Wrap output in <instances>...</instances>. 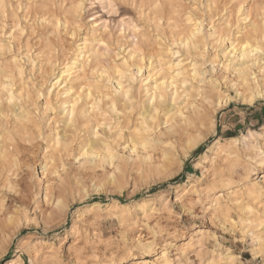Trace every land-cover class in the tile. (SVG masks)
I'll return each mask as SVG.
<instances>
[{
    "label": "rangeland",
    "instance_id": "1",
    "mask_svg": "<svg viewBox=\"0 0 264 264\" xmlns=\"http://www.w3.org/2000/svg\"><path fill=\"white\" fill-rule=\"evenodd\" d=\"M78 2L0 0V141L3 151L8 153L7 159L0 156V206L7 209L6 212H0V247L7 244V250L13 253L19 251L16 240L22 233L32 237L34 241L30 251L20 254L22 264H25L26 258L27 264H32L35 260H39L40 264H67L65 248L62 245L67 246L71 253L69 258L74 259L76 264H119L122 259L124 264H128V261L142 264V260L155 262L163 251L174 261L177 250L184 248L189 237L193 235L197 236L194 247L183 255L187 260L199 264L197 257L202 255L205 259H211L208 256L211 251L216 253L217 260L227 258L233 244L239 241L244 245L245 231H254L258 241L264 238L259 227V217L264 214V201L253 200L247 194H242L245 187L238 184H221L229 178L239 181L244 175L249 158L254 159L258 154L257 150L264 148V139L260 136L264 122L255 117L256 126H250L253 120L249 119L231 127L218 126L214 137L208 134L210 127L217 126L221 105L218 102L236 95L234 88L215 83L227 81L231 86L235 81V73L232 64L222 54L230 42L220 41L219 34H212L213 30L215 28L220 34L222 30L224 34L235 31L233 24L237 23V13L243 10L239 8L241 4H245V9L240 14L246 10L251 21L259 27L257 22L263 23L264 20L255 19L262 16V13L264 15L261 11L264 9V0H169L178 5L176 13L167 8L161 12L144 8L145 19L137 24L141 28L138 34L130 31L127 24L121 25L119 17L103 11L105 0H84L86 11L74 19L72 5ZM135 2L137 5L154 4L156 0ZM161 3H165V0H161ZM88 5L91 7H87ZM249 8L253 10L250 11ZM256 11L261 12L255 15ZM125 14L133 20L136 19L132 10ZM187 16L194 17L193 21L199 20L201 30L203 29V36H198H201V40L198 39L197 43L195 38L196 44L191 43L190 46L181 42L184 32H188L191 25L187 23ZM76 22L80 24L77 25ZM242 26L243 33L246 32L244 29H251L249 24ZM85 39L100 52L99 58L93 59L86 67V77L91 81H102L99 84L104 86L103 91L114 92V86L120 81L125 89L130 85L129 89L135 94V108L126 109L122 102H118L120 113L109 109L106 98L99 102L104 109V115L97 116L103 122L98 130L103 135H110L107 124L113 125V134L109 141L116 154L115 160L108 157L106 151H100V148L98 151L101 153L97 152L94 156L89 154L90 151L85 153L88 146L85 151L82 150V145L90 137V128L83 125H79L74 135L72 134L73 142L67 151L51 157L52 149L49 145L52 134L58 127L62 134L64 128L58 108V102L64 98L61 95L57 97L62 86L51 88V83ZM104 44L108 47L105 48ZM169 49L179 52L180 56H175ZM141 50L145 53V66L139 73L132 64ZM259 58L251 68L257 78L263 81L264 71H261L260 66L264 64V58L262 62ZM179 60L184 63L195 61L199 66L201 76L190 81L192 96L186 98L193 106L183 108V112L191 115L196 109L201 113V119L184 131L181 127L187 124L181 121L179 114L166 123V117L161 112L157 115L156 125L150 135V138H155L152 145L147 148L142 145L133 146L130 133L138 121V113L144 110L140 107V102L147 100V97L140 100L139 93L144 94L148 72L152 68L159 70L166 63ZM124 61L129 63V73L133 72L134 80L114 73L115 66L125 67ZM225 65H228L227 68ZM17 66L22 70L21 74ZM102 69L108 71L106 75L110 76V80L98 77ZM11 88L16 98L15 103L9 105L6 99L8 89ZM238 104L243 105L244 102L232 100L226 106L235 108ZM183 105L185 103L180 107ZM24 110L30 112L29 118L32 119L23 122L25 127L17 119V115ZM177 129L179 132L174 133ZM71 130L67 133L68 136H71ZM250 136L255 138L245 139ZM217 137H221L224 143L223 151L219 155L216 150L220 145L212 150ZM233 137L238 140L225 142V139ZM200 138H203L200 147L195 156L189 158L190 143ZM229 152H233L235 156L229 155ZM202 154L207 158L200 163ZM105 160L107 163H104ZM45 161L48 170L44 169ZM140 161L142 162L139 163ZM177 165L182 166V178L170 175ZM161 177L166 179L162 180ZM94 182L97 188L103 186L107 189L103 192V199L85 194V189L91 191ZM45 185L47 191L42 192ZM212 186H216L213 196L221 194L228 208L223 206V211L215 221L212 218L215 212L209 208L211 215L208 218V227H196L192 234L186 233L181 226L185 218L179 215L176 208L177 197L173 189L183 187L181 196H186L189 204L194 200L203 204L209 199L208 189ZM129 189H135V192L130 193ZM234 190L237 191L236 195L231 194ZM100 195L101 192L97 191L96 196ZM239 195L242 205L253 209L251 221L247 220L250 214L234 206L231 201ZM165 200L168 205H172L171 211L176 213L174 218H169L170 213L162 204ZM113 202L124 203L127 208H118ZM91 204L99 206H90ZM126 211L128 215H125ZM8 216L12 217L11 222L8 221ZM200 216L199 211L194 213V223L199 221ZM242 216L245 217L243 223L240 221ZM228 218L237 222L235 226L227 223ZM141 224L147 227H138ZM157 224L164 231L163 235H156L155 231L149 232V228ZM225 226L230 231L226 232ZM38 237L41 238V243L37 241ZM140 237H143L139 241L141 244L147 245L149 240L153 241L154 248L151 253H144L138 248L135 238ZM246 244L251 247L252 240L247 239ZM165 245L169 247L165 248ZM259 247L257 243L256 248ZM50 248L55 251L50 252ZM35 249H38L39 256L36 254L35 257ZM127 252H132V255L128 256Z\"/></svg>",
    "mask_w": 264,
    "mask_h": 264
},
{
    "label": "bare ground",
    "instance_id": "2",
    "mask_svg": "<svg viewBox=\"0 0 264 264\" xmlns=\"http://www.w3.org/2000/svg\"><path fill=\"white\" fill-rule=\"evenodd\" d=\"M244 2H245V0H244ZM0 5H1V3H0ZM4 5H5V3H4ZM238 5H240V4H238ZM256 9L258 10V8H256ZM240 10H241V8H240ZM247 10H248V8H247ZM249 10L252 11L253 9L251 10L249 8ZM70 11H73V10L70 9ZM170 11H171V9H170ZM173 11L175 12L176 10L173 9ZM173 11H171V12H173ZM259 12H261V11H258V12L256 11L255 15H257ZM240 13L239 12L237 13L238 14L237 23L235 25L233 24V26L235 27V31H229L228 33L224 34V31L222 30V34H220L219 31L214 28L212 34H214V35L216 33L219 34V37L217 35L216 36L222 42H226V41L230 42L229 46L226 47V49L222 52V54H223V57H225V59L228 61V63H230V65L232 64L231 67L233 69V72L235 73V77H234L235 81H234L233 85L234 84L239 85V87L234 88L235 94L236 95L241 94L242 98L240 100L242 102H245L244 98H243V94L248 92L249 89L264 88V75H263V81L259 80L257 78V75L255 74V72H253L252 68H251L252 65L256 64L259 57H260L259 61H261L263 59L259 53H257L256 56L253 57L250 54L251 50H249V55L247 56L246 60L244 62L240 61L239 56L244 54V51L242 49V44L245 42L251 41L253 48H255L257 46L256 41H258V40L264 41V27L260 26V24L262 22L261 23L257 22L259 24L260 28L258 27L257 24H255V22H252L251 24H249L251 26L249 28H251V29H249V30L244 29L246 32L243 33V30L241 27H243L242 25L246 24V21H248L250 14L248 12H246V10L244 13H242V14H240ZM68 14H69V12H68ZM155 15H156V13H155ZM262 15H263V13H262ZM191 17L187 16L188 21H191L189 31L187 30L188 32H184L185 35H183V38H181V42L186 46H190L191 43H195L194 42L195 38H197L196 39V42H197V40L200 39L201 36H203V33H202L203 29L201 30L200 23L198 22L199 20L193 21L194 17L193 18H191ZM76 18H77V15L75 13L74 19H76ZM257 19H258V21L260 20L259 18L256 17L255 21H257ZM59 21H60V19L58 20V22ZM58 22H57V24H58ZM64 22L67 23L66 21H64ZM76 23L78 25L79 22H76ZM169 23H170V20H169ZM187 23H189V22H187ZM263 23H262V26H264ZM66 25H68V24H66ZM230 26H231V24H230ZM174 28H178V27H174ZM200 34H202V35L198 38V36ZM210 36H211V34H210ZM205 37H206V35H205ZM205 40H206V38H205ZM81 45L82 46H77L74 56L70 59V61H68V63H65L64 67L61 69L62 71L59 73V76H57L56 80L51 83V88L53 86L54 87L62 86L61 87L62 91L57 93V97H60V95H61L62 98H64L63 100L59 99L61 102H58V103H60V104H58L59 105L58 108H60V114L62 115L61 118L64 122V128L62 130L63 133L61 134V131L58 130L59 127L55 128V132L52 134V139L50 141L51 145H49L52 149L51 157H56L61 151H67L70 144L73 142L72 141V137H73L72 134L77 130V127L79 125L87 126L88 128H90L89 133H88V136H90V137L82 145V150L84 149V151H85V147L88 146V148L86 147L87 150L85 151V153H89V151H90L89 154H92L94 156V155H97L98 154L97 152H100L101 150L105 151L104 146L106 144L109 145L110 147L112 146V145H110L111 142L109 141V138H111L113 133L109 129L112 130L113 125L107 124V129L111 133L110 135H103V134L99 133V138L97 137V132H99L98 127L100 125H103V122L101 123V120L97 119L98 114H100L101 116L104 115V109L102 108V106H100L101 104L99 103L100 101H102V99L106 98L107 99L106 105H109L108 106L109 109H111L112 111H117V113H120V111H118L119 110L118 109V102L119 103L122 102L123 105L126 106V109L127 108L128 109L129 108L130 109L135 108L134 107L135 102L133 101V100H136L135 94L131 91V89H129L130 85L125 89L124 87H121V82L118 81L117 85L114 86V90H113L114 92L103 91L102 88L104 86L99 84L102 81H100V82L97 80L91 81L88 79V77H86V72H85L86 67L89 65V63L93 59L99 58L100 52L98 49L95 48V45H93L91 42L87 41V39H85L81 43ZM0 46H2V45H0ZM260 46L264 47V44H261ZM169 51L173 54L176 53L175 51L174 52L171 51V49H169ZM134 57H135V55H134ZM128 64L129 63H127L125 65V67L115 66L114 67V73L117 74L116 69L119 68L120 72L124 74L123 77H127L129 80H134L132 78V77H134L132 74L133 72L129 73L130 72V69H129L130 65H128ZM144 64H145L144 57H141L140 55H138L137 60L132 65L135 66V68L137 69V72L140 73L145 66ZM194 65H195V68L193 67ZM226 66H228V65H225V67ZM260 68H261V71H264V64H262L260 66ZM17 69H18L19 74H21L22 70L19 68V66H17ZM132 71H134V70H132ZM193 71H195V73H196L195 77H193V75H192ZM240 71H243V80L247 81L246 84L243 83V81L241 79ZM106 72H108V71H106L105 69H102V71L100 72L98 77L103 78L104 80H107V81L110 80L109 75H106V76L102 75V73H106ZM10 74H12V73H10ZM8 76H9V74H8ZM118 76L121 77L120 75H118ZM199 76H201V72L199 70L198 64L195 61H187L184 63L183 60H179L177 62H172V63H166L165 66L161 67V69L155 70V68H152V70H150L148 72V75L145 79L147 81L144 84L147 87L145 88L143 86V88H145V89H143L144 94L142 95L141 92L139 93L140 100L142 99V97H147V100L140 102L141 103L140 107L144 110H142L140 113H138V117H139V118L137 117L138 121H137L136 125L134 126V129L130 133L133 146L142 145L144 147V145L146 144L149 147L150 145H152V142L155 141V138H150V135H151V132L154 130V127L156 125L157 115L160 114L161 112L166 117V123L169 122V119H172L173 117H175L179 114L181 117V121H183V123L187 124L185 127H181V129L184 131L186 130L187 127H189V125L193 126L192 124H195L197 120L201 119V113H199V111L196 109L194 110V107H193V110H194L193 114H191V115L190 114L185 115L183 112V108H186V107L189 108V106H193V104L190 101H188L186 98H188V97L190 98L192 96V92L190 93V90H192L193 88H192V84L190 81L195 80ZM8 78L11 79V77H8ZM189 82H190V85L188 84ZM9 85L11 86V84H9ZM8 88H9V86H8ZM181 88L182 89L184 88V89L180 91ZM48 89H49L48 91L50 92V88H48ZM81 89H84V91L82 92ZM12 90H13L12 88L10 90L8 89V95H7V99H6L7 102H8V98H9V93H11V97L14 98V100L16 98V96ZM89 91H91V99H89V95H88ZM21 92H22V89H21ZM161 93L165 95V103H164V105H160L159 102L157 103V108L160 109V111L157 112L156 109H154L152 106L150 97L152 95H159ZM173 97L176 99L175 105H173L171 102ZM182 97H184V98L182 99ZM14 103H15V101H14ZM182 103H185V106L183 105L184 107L183 106L180 107L182 105ZM220 103L221 102H218V104H220ZM74 104H75V109H73ZM93 105H95V108H93ZM1 106H2V101H1V96H0V110H2ZM113 106H114V110H113ZM54 110H55V108H54ZM1 112H3V111H1ZM5 112H7V111H5ZM185 112H186V110H185ZM122 113L124 114V112H121V114ZM169 113H171V115H169ZM29 114H30V112L24 110V111H22V113L17 115L18 116L17 119L21 122V125H24V127H25V124L23 122H25V121L29 122L32 120L29 118ZM168 125H169V123H168ZM171 127H173V124ZM119 129L121 130L122 127ZM137 129L140 130L139 133H137V131H136ZM70 130H71V136H68L67 133L70 132ZM177 132H179V129L174 131V133H177ZM118 135L119 136L121 135V131H119ZM260 136L264 139V132L261 133ZM247 138L248 137H245V139H247ZM231 140L236 141L238 139L234 138V137L233 138H227V139H225V142L226 141L228 142ZM158 141H159V139L157 140V142ZM223 144L224 143H223V140L221 139V137H217L216 141L214 142V144L212 146V150L217 145H220V147H218L216 150V152L219 155L223 151V147H222ZM99 148H100V151H98ZM3 150L4 149H2L1 141H0V156L7 159L8 153L6 151H3ZM228 154L234 155L233 152H229ZM236 154H237V152H236ZM145 157H144V162H145ZM206 158H207V156L205 154H202L201 158H200V163L205 161ZM61 160H62V158H61ZM141 162L142 161H140L139 163H141ZM149 163H150V161H149ZM44 169L45 170L49 169L46 161L44 162ZM244 187L245 188H244L242 194H247L245 191L247 185H245ZM44 191H47V185H45V187H43L42 192H44ZM42 194H44V193H42ZM42 194H39V195L41 196ZM231 194L236 195L237 191L234 190V191H232ZM215 196H219L222 198L221 194H219V195L216 194ZM239 199H240V195L237 197H233L231 199V201L234 202V204H233L234 206H236L238 208H242L243 212H244V210H246L249 207H245L244 205H242V202H240ZM213 203H215V201H213ZM162 204H164V206L168 205L167 200L163 201ZM113 205L118 207V208H127V205H125L124 203L113 202ZM227 205L228 204H226L224 202L223 206H226L228 208ZM90 206H99V205L98 204H91ZM247 213H249V212H247ZM251 216H252L251 214L248 215V217H247L248 221L252 220ZM259 219H261V217H259ZM240 221L242 223L245 222V217L242 216ZM73 228L74 227H72V229ZM196 237L197 236H193V235L191 237H189L188 241L185 243V245L183 247L188 245L190 242L194 245V240ZM39 239H41V238L38 237L37 241L41 243L42 240L40 241ZM37 252H39L38 249H35V253H34L35 257H36ZM165 253H166V251H163L161 253V255L157 258V260L164 258ZM18 259L20 260V262L22 264L20 255L18 256ZM166 259L169 262L172 261V259L168 256V253H167ZM156 261L155 262H149L147 260H142L140 263H142V264H156ZM136 263H138V262H135V264Z\"/></svg>",
    "mask_w": 264,
    "mask_h": 264
},
{
    "label": "snow or ice",
    "instance_id": "3",
    "mask_svg": "<svg viewBox=\"0 0 264 264\" xmlns=\"http://www.w3.org/2000/svg\"><path fill=\"white\" fill-rule=\"evenodd\" d=\"M56 5H52V7H55ZM87 7H91V5H88ZM178 7L177 4L169 2V0H165V3H161V0H156L154 4H141L137 5L135 0H131V2H128V0H105V3L102 5V9L104 12H107L109 15L119 17L120 24L125 25L129 27V30L135 33H140L141 28L137 27V24L142 22L145 17L143 14V9L148 8L149 11L155 9L157 12H161L164 9H176ZM72 8L74 9L77 16H80L86 11V5L84 3V0H79L78 3H74L72 5ZM241 9H245V5H240ZM129 10H132L133 16L136 17L135 20L132 19L131 16L126 15ZM261 11H264V9H261ZM91 15V13H88ZM259 19L264 20V15L260 16ZM191 23V21H189ZM251 17H249L248 21H246V24H251ZM264 27V26H262ZM15 30V29H14ZM107 31V29H105ZM121 32L123 33V28H121ZM147 39V38H145ZM101 43H103L101 41ZM257 46L253 48L252 42H245L242 44V49L244 51L243 55L239 56V59L241 62H244L249 55V50H251V56L255 57L257 53L260 54L262 58H264V47L260 46L261 44H264V41L258 40L256 41ZM104 47L107 48L108 45L104 44ZM138 54L141 57L145 56V53L141 50L138 52ZM171 54V53H170ZM175 56L179 57L180 53L176 52L174 53ZM120 59V57H118ZM125 65L127 64V61H124ZM195 68V65L193 66ZM116 72L118 75H120L123 78V73L120 72V69L117 68ZM102 75H106V73H102ZM193 77H195L196 73L193 71L192 73ZM241 79L243 83H247L246 80H243V71H240ZM135 79V77H132ZM59 83V82H58ZM217 85L223 83L225 87H231V88H237L239 87L238 84H234L229 86L227 84V81H216ZM121 87L123 85L121 84ZM83 92L84 89H81ZM89 99H91V91L88 93ZM242 98L241 94H237L235 97H228L226 100H222L219 114L217 116V126L210 127L208 134L210 136H215L217 127L223 126V127H231L233 124H242V122L247 121L249 119L253 120V124L250 126H256V120L255 117H259L261 122H264V88L261 89H249L248 92L243 94L244 98V104L243 105H237L235 108L226 106L228 101H239ZM151 103L154 109H156L157 112L160 111L159 108H157V103L159 102L160 105H164L165 103V95L159 94V95H152L150 97ZM172 104H176V99L173 97L171 100ZM14 103V98L11 97V93H9L8 98V104L11 105ZM93 108H95V105H93ZM241 108H243V111H241ZM73 109H75V104L73 105ZM114 110V106H113ZM171 115V113H169ZM111 131V129H109ZM137 133H139V129L136 130ZM262 132H264V128L261 129ZM97 137L99 138V132H97ZM255 137L250 136L248 139H254ZM203 138L197 139L194 142H191L189 145L190 153L189 158L195 156L196 150L200 147V144L202 142ZM145 148H147V145H144ZM104 150L107 152L108 157L115 160L116 154L113 152L112 148L109 145L104 146ZM258 154L255 156V158H249L247 162V166L244 169V175L240 177L239 181H233L232 179H227L226 181H222L221 184L223 186H229L238 184L240 187H244L247 185L245 191L250 199L253 200H261L264 201V148L258 149ZM104 163H107V160L104 161ZM259 172V175H254V173ZM171 176H175L177 178H182V166L177 165L172 173ZM161 179H166V177H161ZM103 186H100L99 188L96 187L95 182L93 184V188L91 191L85 189V194L91 195L94 198L103 199V192L106 191ZM216 190V186H212L208 189V195L209 199L205 200L203 204H201L200 201H193L191 204L187 202V197L181 196V193L183 192V187L174 188L173 191L176 194L177 200H176V208L179 212L180 216H183L185 219L181 222V226L184 228V231L188 234H192L194 229L196 227H208V218L211 213L208 211L209 208L213 209L215 212V215L212 217L215 221L216 217L220 215V213L223 211V200L219 196H213V193ZM9 191H12L11 188H9ZM101 192L100 196H96V192ZM130 193L135 192V189H129ZM163 199V198H161ZM215 201V203H213ZM207 206V207H206ZM165 210L170 213L169 218H174L176 216L175 212H172V205H165ZM7 209L3 206H0V212H6ZM196 211H199L201 213V216L199 218L198 222L194 223V213ZM247 212L250 214L253 212L252 208H247ZM125 215H128V212H125ZM8 221L11 222L12 217H7ZM148 219V217H146ZM227 223H231L233 226L237 223L236 221L231 220L230 218L227 219ZM19 227V226H17ZM138 227H147V225H138ZM259 227L261 230V236L264 237V214H262V217L259 221ZM155 231L156 235H163L164 231L159 228V224L150 227L149 232ZM225 231H230L225 226ZM172 235H176V233H171ZM134 235V234H133ZM210 235V234H209ZM245 243L242 245L239 241L232 245V249L229 250L227 253V258H221L220 260H217L215 258L216 253L214 251H211L208 253V256L211 257V259H205L202 255L200 257H197V260L199 261V264H264V238L260 239L259 241L256 239V234L254 231H245ZM252 240V246L248 247L246 244L247 239ZM44 239H47L45 237ZM143 237L135 238V241L138 245V248L142 250L144 253H151L154 248V244L152 240H149L147 245L139 243L140 240H142ZM17 244L19 245V251L13 253L11 250H7V244H5L3 247H0V264H21L20 260L18 259V256L24 252V251H30L31 248L34 245L33 238L30 236H24L22 233L17 237L16 240ZM259 244V249L256 248V244ZM217 244L219 245V241H217ZM65 248V257L67 260V264H76L74 259L69 258L71 256V253L68 251L66 245H62ZM169 245H165V248H168ZM194 247V245L190 242L188 245H186L184 248H180L177 250V255L175 257L174 261H167V252L165 253V257L157 260L156 264H195L194 261L187 260L186 256L183 255L184 253H188L189 249ZM50 252H54V248L48 249ZM40 253L37 252V256H39ZM128 256L132 255V252H127ZM137 255H139V252H137ZM251 256V258H249ZM25 264H27V258L25 260ZM32 264H40L39 260H35L32 262ZM119 264H124L123 259L119 262ZM128 264H133L132 261H128Z\"/></svg>",
    "mask_w": 264,
    "mask_h": 264
}]
</instances>
